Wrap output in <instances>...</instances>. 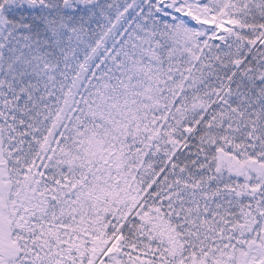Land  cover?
<instances>
[{"label":"snow or ice","instance_id":"6c2138e0","mask_svg":"<svg viewBox=\"0 0 264 264\" xmlns=\"http://www.w3.org/2000/svg\"><path fill=\"white\" fill-rule=\"evenodd\" d=\"M0 264H264V0H0Z\"/></svg>","mask_w":264,"mask_h":264}]
</instances>
